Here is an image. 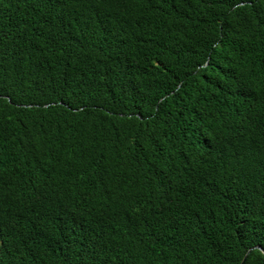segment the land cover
Returning a JSON list of instances; mask_svg holds the SVG:
<instances>
[{"label":"trees","instance_id":"1","mask_svg":"<svg viewBox=\"0 0 264 264\" xmlns=\"http://www.w3.org/2000/svg\"><path fill=\"white\" fill-rule=\"evenodd\" d=\"M256 246L264 0H0V264Z\"/></svg>","mask_w":264,"mask_h":264},{"label":"water","instance_id":"2","mask_svg":"<svg viewBox=\"0 0 264 264\" xmlns=\"http://www.w3.org/2000/svg\"><path fill=\"white\" fill-rule=\"evenodd\" d=\"M256 248H260V249L263 251V253H264V249H262L261 247L256 246ZM250 250H251V249H250ZM246 256H247V254L245 255L243 261L245 260Z\"/></svg>","mask_w":264,"mask_h":264}]
</instances>
